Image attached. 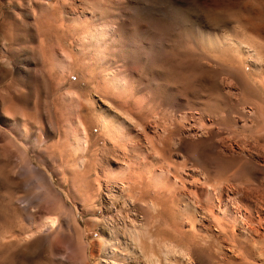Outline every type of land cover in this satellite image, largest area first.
Instances as JSON below:
<instances>
[{
    "label": "rangeland",
    "instance_id": "1",
    "mask_svg": "<svg viewBox=\"0 0 264 264\" xmlns=\"http://www.w3.org/2000/svg\"><path fill=\"white\" fill-rule=\"evenodd\" d=\"M158 259L264 264V0H0V264Z\"/></svg>",
    "mask_w": 264,
    "mask_h": 264
},
{
    "label": "bare ground",
    "instance_id": "2",
    "mask_svg": "<svg viewBox=\"0 0 264 264\" xmlns=\"http://www.w3.org/2000/svg\"><path fill=\"white\" fill-rule=\"evenodd\" d=\"M81 138V137H80ZM85 142V141H84ZM89 143V142H88ZM125 146V145H124ZM84 147V146H83ZM92 152H94V151H92ZM89 154V153H88ZM96 155V154H95ZM127 156V155H126ZM97 158V157H96ZM92 164H95L94 163V161H93V163ZM86 165V164H85ZM92 167H94V166H92ZM93 170H94V168H92ZM134 171V170H133ZM136 173V172H135ZM133 175H135V174H133ZM129 176H130V174H129ZM137 176H138V172H137ZM133 179V178H132ZM135 179V178H134ZM100 180V179H99ZM125 181V180H124ZM128 182V181H127ZM101 185V184H100ZM156 188V187H155ZM154 188V189H155ZM218 188V187H217ZM220 190V189H219ZM130 195L132 196V194L130 193ZM151 195V194H150ZM157 195H159V194H157ZM133 197V196H132ZM216 197V196H215ZM218 197V196H217ZM220 197V196H219ZM218 197V198H219ZM136 199H140V198H138V197H133V201H134V204H133V207H137L138 206V203L137 202H135L136 201ZM150 199H152V198H150ZM240 199V198H239ZM157 200V199H156ZM151 201V200H150ZM155 202V201H154ZM142 203V202H141ZM150 204V203H149ZM148 204V205H149ZM157 205V204H156ZM150 211H151V209H150ZM157 217V215L155 216V218ZM160 217V216H159ZM258 217V216H257ZM49 219H50V217H49ZM158 219V218H157ZM51 221H52V219H50ZM49 220V221H50ZM145 220V219H144ZM153 220V219H152ZM151 220V221H152ZM54 221V220H53ZM130 221V220H129ZM146 221V220H145ZM157 221V220H156ZM259 221V220H258ZM159 222V221H158ZM50 223H52V222H49V224ZM142 223V222H141ZM147 223H148V221H147ZM152 223V222H151ZM51 225V224H50ZM147 225V224H146ZM145 225V227H143V229L141 230V231H138L135 235H136V240L139 242L138 243V245L140 246V248H141V250L143 251V253L145 252H147V251H150V253H152V254H155L156 253V251L154 250V247H153V244L152 243H150L149 241H148V239H150V238H153L154 237V234H155V232H153V230H150L149 229V227L148 226H146ZM153 225V224H152ZM232 225V224H231ZM52 226H53V223H52ZM55 226V225H54ZM141 226V225H140ZM233 226V225H232ZM51 227V226H50ZM142 228V227H141ZM153 228V227H152ZM232 228V227H231ZM135 230L137 229V228H134ZM139 229V228H138ZM154 229V228H153ZM161 231V230H160ZM192 241V240H191ZM157 242H158V240H157ZM219 243V242H218ZM156 245V244H155ZM160 245V244H159ZM177 245H180V244H177ZM205 245V244H204ZM262 248V247H261ZM159 249V248H158ZM157 249V250H158ZM140 250V251H141ZM187 251V250H186ZM140 254H142V252L140 253ZM151 254V255H152ZM142 256V255H141ZM144 257V256H143ZM142 257V258H143ZM149 257V256H148ZM146 258V257H145ZM149 258H151V256L149 257ZM155 258V257H154ZM169 260V259H168ZM148 262H151V259H148ZM167 262V261H166ZM156 264H159V259L156 261ZM243 264V263H242Z\"/></svg>",
    "mask_w": 264,
    "mask_h": 264
}]
</instances>
